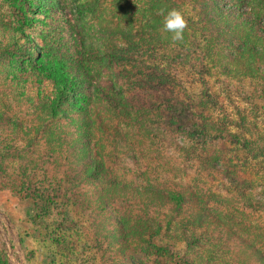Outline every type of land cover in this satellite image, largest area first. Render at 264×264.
I'll return each mask as SVG.
<instances>
[{
	"label": "trees",
	"instance_id": "trees-1",
	"mask_svg": "<svg viewBox=\"0 0 264 264\" xmlns=\"http://www.w3.org/2000/svg\"><path fill=\"white\" fill-rule=\"evenodd\" d=\"M3 1L0 184L27 202L31 222L42 216L59 229L77 208L98 233L109 213L113 244L95 239L97 264H264V232L249 220L264 214V117L254 105L264 103V0ZM172 8L188 24L176 43L161 31L160 13ZM23 102L33 110L26 119L14 110ZM97 136L116 154L138 148L125 173L161 181L118 179L123 168L106 163ZM165 136L182 140L171 145L180 164L161 163ZM212 144L221 149L204 154ZM41 150L48 167L38 173ZM151 153L159 162L142 171ZM65 156L86 161L74 168ZM249 166L258 184L242 178Z\"/></svg>",
	"mask_w": 264,
	"mask_h": 264
},
{
	"label": "rangeland",
	"instance_id": "rangeland-1",
	"mask_svg": "<svg viewBox=\"0 0 264 264\" xmlns=\"http://www.w3.org/2000/svg\"><path fill=\"white\" fill-rule=\"evenodd\" d=\"M0 12L6 17H9L10 15L8 5L4 3L3 0H0ZM40 18H42V16ZM30 35L33 38H37L38 28L37 31H31ZM2 70H4V68L0 67V83H2V80H4ZM194 79L195 77L191 74L187 75L186 73H184L182 76L183 86L187 89L188 94H196V92L198 91L199 87L194 84ZM243 84H245L244 87L247 88L248 91L250 90V87L254 85V83L251 82H245ZM220 86L221 85H214L213 89L215 91H219ZM240 86L243 87L242 85ZM5 89H7V85H5L4 90ZM242 96L246 98L249 96V93L247 92L240 97ZM240 97L238 95H232L231 98L238 106L245 108V104L242 100L243 98L241 99ZM148 98L151 99L152 97L149 96ZM254 105H258L261 107V109H258L257 115H261V117H264V103L254 101ZM16 106L18 108L14 109L16 111L15 113H17L24 119L27 118L26 116H29L33 113L32 108L27 106V104L24 102L21 105ZM229 111H231L230 108ZM107 123L114 125L113 121H107ZM1 125L2 124H0V134L5 135L6 130L4 128V130H2ZM66 129L69 132L72 130L69 127H66ZM96 132L97 131L95 130V133ZM129 134L131 135L130 141L136 144V141L139 137L137 138V136H133L132 133ZM165 137L167 141L165 142V145L162 147V149H160L163 156L161 163L166 162L167 159L175 162L174 158L178 155V153L174 151V147H172L171 145L172 143L175 144V142L176 144H180L182 140L176 137V140L174 139L175 142H173L170 140V136ZM97 138L100 137L97 136ZM145 145L146 144L142 145V147ZM222 146L227 150L232 149L224 145ZM128 147L129 149H118L119 152H117L116 154V152L112 150L111 143L102 138L99 139L96 146V148L99 149L102 153V156L104 157L106 163H108L109 161H118V163L121 165L123 169L120 173L117 174L119 177L118 179L123 180L126 183L135 182L138 179L144 181L146 178L155 183L161 181L159 176H152L151 174H149V171L146 173L145 177L141 176L139 178L135 173H125V170L133 168L131 166L132 162L130 160V156L138 153L137 147H132L131 144H129ZM132 148L134 152L132 151ZM149 149L151 150L150 147ZM219 149H221L220 145L212 144L210 146H207L206 149L203 150V153L206 155H213ZM39 155L40 158L38 161L39 165L37 171L38 173H41L43 171V168L48 167V161L46 160L44 151L41 150L39 152ZM230 155L231 154L228 151L225 153L226 157H229ZM64 159L67 160V163H72L74 165V168L83 167L81 166V163L86 161L84 157H79V159H77L76 157L65 156ZM181 160L182 159L179 158V156L176 157V162H178L179 164L182 162ZM158 162L159 160H156L155 162V158L151 153L149 157H147L144 161H141L142 165L139 168L144 171L141 167L156 164ZM237 167L238 165L236 166V168ZM180 168L184 170L182 166ZM242 169H244L242 171V175L245 176H242V178L248 177V179L253 181L255 184L256 182L257 184L259 183L258 176H255L253 166L240 168V170ZM133 170L135 169L133 168ZM193 170L195 172L193 166L191 170H187V173L191 174L188 175L189 180L194 177L192 176ZM138 172L139 171H137V173ZM202 175L205 178L204 175L206 174L203 173ZM85 189H89L90 191L92 189V186L86 182ZM95 198L96 195L93 196V201H95ZM26 207H28L27 202L22 201L19 199V197L12 195L8 189H4L0 184V264H79L83 263V261H85V263L91 262L93 264H97L99 262L101 263L100 256H102V254L98 251L99 249H97V247L93 246L95 239L97 238L100 239L99 241H103L105 246H107L108 241L109 243L113 244L111 240L112 238L110 237L112 228H110L109 224L107 226L108 221L105 222L109 214H107V212L105 214L103 213V215H101L100 217V221L104 222L105 225L101 224L100 222L98 229H100V227L104 225L106 229L108 228V230L95 233L94 228L91 226V222L88 219V215L83 214L80 209L74 208L72 210L70 209L69 211L66 210V215L68 212V221L62 222V227L58 229L56 226H54L51 220L43 218L42 216L37 218L36 222L32 223L31 221L33 217L31 218V216L36 214L35 212L29 214L26 211ZM249 216V220L253 223H256L257 226L262 229V232H264V214H249ZM109 219L110 222L111 218ZM61 228L63 230H60ZM47 235H50L51 239L53 240L61 237V239H63L64 241L62 243L63 245L60 244L59 246V244H56L55 242L51 241L50 238H47ZM72 245H75V251L72 248ZM89 246L90 248L87 251L82 252L80 249V247L88 248Z\"/></svg>",
	"mask_w": 264,
	"mask_h": 264
},
{
	"label": "clouds",
	"instance_id": "clouds-1",
	"mask_svg": "<svg viewBox=\"0 0 264 264\" xmlns=\"http://www.w3.org/2000/svg\"><path fill=\"white\" fill-rule=\"evenodd\" d=\"M160 15L163 17L161 31L171 33L173 43L183 41L185 29L188 27L183 13L179 9L172 8L166 14L162 10Z\"/></svg>",
	"mask_w": 264,
	"mask_h": 264
}]
</instances>
